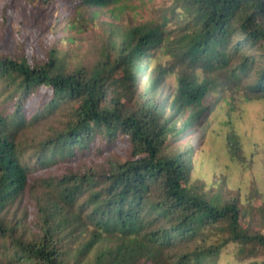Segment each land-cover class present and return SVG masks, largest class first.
Returning <instances> with one entry per match:
<instances>
[{"label": "trees", "instance_id": "16d2710c", "mask_svg": "<svg viewBox=\"0 0 264 264\" xmlns=\"http://www.w3.org/2000/svg\"><path fill=\"white\" fill-rule=\"evenodd\" d=\"M171 14L93 69H68L56 49L34 62L0 55V264H207L231 245L264 264V232L243 227L235 199L196 193L190 150L170 148L178 123L192 129L208 108L213 86L198 72L264 98V0H173ZM157 51L179 70L170 102L158 95L168 67L139 92ZM126 63L137 69L115 78Z\"/></svg>", "mask_w": 264, "mask_h": 264}, {"label": "rangeland", "instance_id": "374dc122", "mask_svg": "<svg viewBox=\"0 0 264 264\" xmlns=\"http://www.w3.org/2000/svg\"><path fill=\"white\" fill-rule=\"evenodd\" d=\"M172 4L173 0H124L105 8L76 9L63 2L0 0V55L25 56L34 62L46 59L56 49L68 69H93L113 63L122 45L139 28L162 15L171 17ZM126 64L117 68L115 78L137 69ZM173 65L169 56L158 51L152 54L139 92L158 76L160 66L168 67L158 95L169 101L178 87L179 70ZM196 76L213 86L205 99L208 108L192 129H184L183 120L178 123L170 148L190 150L189 183L196 193L211 202L217 197L235 199L243 227L264 232V98L247 100L243 88H235L217 74L202 71ZM42 91L50 93L46 88ZM127 150L124 138L111 155L124 160ZM26 203L30 214L27 225L31 226L36 211L32 202ZM207 264H263V259L240 260L231 245Z\"/></svg>", "mask_w": 264, "mask_h": 264}]
</instances>
